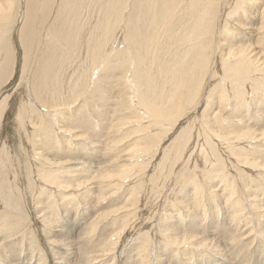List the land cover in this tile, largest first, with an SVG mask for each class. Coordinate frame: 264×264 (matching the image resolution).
<instances>
[{"label":"bare ground","instance_id":"bare-ground-1","mask_svg":"<svg viewBox=\"0 0 264 264\" xmlns=\"http://www.w3.org/2000/svg\"><path fill=\"white\" fill-rule=\"evenodd\" d=\"M15 28L18 29L17 32ZM15 41L18 43L19 52H22L23 55L20 59L23 72L21 81L24 82L22 87L25 96V101L18 106V114L15 117L17 122L23 119L24 114H26L25 110L30 108L39 112L37 115L40 116V119L49 113L62 117L63 108L59 107V104L51 102L62 100L63 92L68 94L67 97L64 96V100L69 102L66 107L67 112L72 111L73 113V104L77 101L72 100L76 92L74 88L80 86L87 85L88 93L95 94V96L98 91H101L104 96L100 97L98 103L105 104L108 100L105 96L109 94L119 105L120 94H118V90L117 93L114 91L115 95L111 91L114 90V85L117 86L120 82L129 98L128 103L131 111L129 109L130 113L128 114L134 112L140 118L134 122H141L138 127L136 126L138 130L136 129V132L134 130L132 134L138 133L139 135L141 132L154 134H146L141 137L138 142H141L142 149L136 150L137 152L134 154L132 151L127 152L129 149L120 153L119 156L117 154L116 160L111 164L121 163L118 170L101 175L100 183L93 176L91 181L94 180V183H98L99 186L93 188H98L95 192H101L104 189L106 191L100 196L101 199L104 198L103 201L108 200L121 189H125V192L127 191L131 197L134 196L137 199L140 191L145 194L147 182L152 183V192H154L150 197L159 198L161 195V192L157 195L159 191L167 189V187L169 190V186L172 184L168 180V177H171L169 172L166 173L168 176L162 174L163 162L186 159L189 153L193 157L197 152L199 153L198 150L201 153L199 156L208 157L202 160L205 165L212 160L223 163L225 160L219 152L220 146L223 147V145L217 144L216 139H221L228 143L227 145L233 142L231 146H236L235 148L238 149L227 150L223 147L222 152L228 159H234L236 166L234 162L233 165L235 167L242 164L243 167L240 168L243 169V172L246 168L247 171L245 172L250 176L251 174L253 176V171L255 172L262 165L260 163H263L254 158H247V154L243 152L245 149L242 150L239 145H244V142L251 141L253 143L256 141L258 145L255 148L260 149L264 155V129L248 126V121L245 119V113L250 110L253 99L257 103L259 99L264 100V0H0V86L9 73L11 76V71L14 69L13 64H16ZM4 55H6L5 58ZM82 55L83 57H81ZM74 63L78 65V68L74 74L75 81H72L70 86L59 77V74L60 69L73 70ZM9 69L11 71L8 73ZM87 69L93 70L89 76ZM216 69H220L224 75L226 74L224 82H230L231 93L227 95L226 89L221 88L220 100L211 104L210 102L218 94H216V89V95L214 92L208 93L207 88L216 74ZM96 71L102 79L98 80L97 77L96 80H93ZM162 71H164L165 76L160 79ZM164 73L162 72V74ZM87 78L89 79L88 84H86ZM103 85L104 89L102 88ZM91 88L94 89L90 91ZM5 89L0 87V95ZM248 93L252 95L251 100L248 98ZM231 94L234 97H231ZM14 97L13 103L16 102ZM10 98L11 95L0 100V124L4 118V112L10 107ZM231 98L236 103L235 107L232 108L233 113L230 112L228 116L223 115L222 112L224 110L227 112V108L231 105ZM246 102L248 110L245 107ZM215 104L219 108L217 111L214 108ZM105 105L108 103L106 102ZM121 106L119 107L121 108ZM42 109H45L44 113ZM201 110L202 113H200ZM102 111L107 116L113 113L104 108ZM131 115L126 118L121 116V118L125 119L126 122L131 119ZM29 116L32 117L33 115L30 114ZM185 118H187L186 123L192 127L195 123L200 126L195 127L197 133L193 135L192 143V137L188 131L179 129L180 121ZM257 118L259 119V117ZM42 120L40 121L42 122ZM54 120L59 128L57 131L60 132L56 131L58 139L61 138L62 134L74 137L73 130L69 126L60 125L61 120L59 121L58 118ZM211 120H215L214 123L223 129L218 131L212 126ZM224 120L228 121L226 125L223 124ZM30 122L34 126V131L41 126L33 124V120ZM35 123L37 122L35 121ZM130 124H133V121L130 120ZM120 125L118 124V126ZM116 132L114 131V134ZM168 133L171 136H167ZM26 135L28 139L34 137L28 133ZM76 137L77 141L78 139H85L79 134ZM167 138L169 139L167 140ZM60 140L62 142V138ZM84 141L88 140L85 139ZM170 141H172L171 144L164 147V143ZM58 143L60 142L58 141ZM90 143L95 144L97 149H100L99 147L104 148L99 139L90 140ZM107 146L106 148H108ZM155 147L157 148L154 150ZM160 150L161 152L158 153ZM103 151H97L100 152L98 154L99 160L105 156ZM42 153L33 154L35 156L40 155L38 157L44 162V165L53 167L56 162ZM35 158L34 160H36ZM71 162L67 161L66 163L87 165L89 170L102 166V164L98 165L96 161H94L96 164L89 163V165L78 160ZM183 162L184 165L190 163L189 158ZM27 164H29V172H34L35 168L42 166L39 163L38 166L37 163L29 162ZM237 175L234 176L233 183L238 182V179L242 177ZM38 176L40 177V175ZM2 177L3 174L0 172V191L4 187ZM41 179H44V185H42L44 187L40 188L48 192L55 189L60 192L76 189H72L71 185L67 186L68 184L61 183L55 176L44 174ZM163 181L166 186L160 188ZM130 182L131 184L135 182V185L127 186V183ZM77 186L80 188L79 182ZM131 187L133 188L130 190ZM233 188L234 186H232ZM240 189L241 185L235 186L233 192L230 191L231 195L227 201H232L231 196L239 194ZM107 192H109V198L104 196ZM165 196L160 199L161 207L167 203V200L163 199ZM233 198L243 201L242 198ZM235 205L237 210L241 206L240 202L233 205L231 213L233 212L234 216L232 221L237 226L241 227L245 224L247 227L248 221L242 220L244 213L235 214ZM89 209L92 213L94 207ZM88 216L89 218L81 219L79 222L81 225L84 224V231H86L87 237H90L91 231H94L99 223L106 219L108 213L102 212L96 217L90 216L88 213ZM134 216L137 218L139 212ZM91 218L93 220L89 222ZM125 218L123 217V219ZM125 220L127 222V219ZM80 223L77 225L72 219L69 221L72 226L70 227L71 233H73V229H78L81 226ZM135 232L139 233L140 231ZM145 235L147 236V243L142 252L147 254L143 255L146 258L152 255L150 247L158 245L160 242H166L170 244L165 243L166 245L173 246L177 250H185V248L190 247L189 249L192 248L196 252L202 249L215 251L216 246L217 248L225 247V243L205 240L200 238L196 232L184 233L183 235L176 233L173 226L169 230ZM244 235L234 239L249 238L246 235L243 238ZM90 253L87 251L84 253L86 257L88 256V264H105L106 258L111 255L103 252L95 256L94 259Z\"/></svg>","mask_w":264,"mask_h":264},{"label":"rangeland","instance_id":"rangeland-1","mask_svg":"<svg viewBox=\"0 0 264 264\" xmlns=\"http://www.w3.org/2000/svg\"><path fill=\"white\" fill-rule=\"evenodd\" d=\"M17 30L15 28L16 32ZM14 45L17 52H19L17 41H15ZM17 52L16 55L18 57L16 56V58L18 60L16 59V64H13V71L10 69L8 71V73L11 71V76L10 73H7L8 76L6 74L7 77L1 85L2 88L6 89L0 95V100L5 96L11 95L9 99L10 107L4 112V118L0 124V172L3 174L2 180L4 185L0 191V264H88V256H85V251L91 252L90 254L94 259L100 253H110L111 255L106 258L105 264H264V155L260 149L258 151L255 148L258 145L256 141H253V143L251 141L246 142L247 144L244 142V145H239L242 150L243 148L245 149L243 152L247 154V158L250 157L256 161L263 162L260 163L262 165L255 172L253 171V176L245 172L247 171L246 168L243 172V169L240 168L243 167L242 164L235 167L236 162H234V159L230 160L223 154V147L227 150L236 147L231 146L233 142L227 145L228 143H225L221 139V141L216 139L215 142L217 144L223 145V147L220 146L219 152L225 160V163H218V161L212 160L205 165L202 160L208 157L199 156L201 155L200 150L193 157L189 153L186 159L183 158L179 161L168 160L169 162L164 161L161 170L162 174L165 175L169 172V176L171 177H168V180L172 184L169 186V190L167 187V189H161L162 191H159L157 194L159 195L161 192L159 198L150 197L154 192H152V183L147 182L145 184L146 195L140 191L136 199L134 196L131 197L127 191L125 192V189H121L114 196H111L112 198L108 197L109 192L104 194L105 197L109 198L105 202L103 201L104 198L101 199L100 197L101 193L106 192L105 189L101 190V192H95L98 188L93 189L99 187L98 183L102 179L101 175L113 173L118 170V166L121 163L111 164L116 160L117 154L119 156L120 153H124L123 151L128 149L127 152L132 151L134 154L137 152L136 150L142 149L140 146L141 142H138V140L146 134H154L149 132H141L139 135L138 133L132 134L134 130L135 132L138 130L136 126L138 127L141 123L134 122L140 119L134 112L133 114L131 113L132 115L130 114L131 119L126 122L125 119H122L130 116L128 113H130L131 108H129V98L126 90L121 86L120 82V85L116 83L120 87L118 86V88L114 85V90L111 91L115 95V92L118 90L117 92L120 94L119 105L116 104L115 99L113 100L108 93L105 96V98H108V100L106 98L108 105H105L106 102L105 104L102 102L98 103L100 97L102 95L104 96V94L101 91L97 92V95L101 96L90 94L88 93L89 89L86 85L74 88L76 92L72 100L77 101L73 104V113L72 111L67 112L66 107L69 102L64 100V96L67 97L68 94L63 92L62 95L64 96L61 97L62 100H59V102H51L53 104H59V107L63 108L64 113L62 111V117H59V115L56 116L54 113H49L51 116L47 114L42 120L37 115L39 112L30 108L26 109L27 111L25 110L26 114L24 116L26 117L24 118L23 116V119L17 122V118L15 117L18 114V106L22 105V102L25 101L24 89L22 87L24 82L21 81L23 76L21 68L22 62L20 60L23 55L22 52H19V54ZM77 68L78 65L74 63L73 70L60 69L59 77L71 86V82L75 81L74 74L77 72ZM157 71L158 68L156 69V74ZM162 72L164 73V71ZM162 72L160 79L165 76V73L162 74ZM91 73H93V70L89 69L87 75L89 76ZM95 73L96 75L93 76V80H96L97 77L98 80L102 79L97 74V71ZM225 76L226 74L224 75V72L216 69V74L211 84H209L207 92H214L215 94L216 89V94L219 97L215 94L216 96L213 99L214 101L212 100L210 102L211 104L220 100L219 92L221 88H225L227 95H230L231 84L230 82H224ZM88 83L89 79L87 78L86 84ZM102 88L104 89V85ZM93 89L91 88L90 91ZM118 94L116 95L119 97ZM248 95V98L251 100L252 95L249 93ZM13 96H15V103H13ZM231 97L234 96L232 95ZM124 103H127V105H124ZM230 104L229 108H227L228 113L224 110L222 112L223 115L226 114L228 116L232 112V108L235 107L236 103L233 98H231ZM245 104L248 110L247 102ZM100 105L105 106L101 107ZM214 106L215 111H217L219 109L218 105L215 104ZM103 108L109 109L113 113L108 116L104 115ZM263 108L264 100L259 99L257 103L253 99L249 110L250 112L247 111L245 113L248 126L264 129ZM42 110L44 113L45 109ZM200 113H202V110ZM257 113L258 115H256ZM30 114L33 116H29ZM132 116L136 118H132ZM56 118L59 121L61 120L60 125H67L73 130L72 133L75 140L63 134V136L60 134L62 142L60 140L61 138L58 139L56 131L59 128L54 120ZM31 120L34 121L33 124L41 125L36 131L33 130L34 126L30 124ZM130 120L133 121V124H130ZM186 120L187 118L180 121L181 125L179 129L188 131L190 137H192V143L194 139L193 135L197 133L195 127L200 126H197L195 123L192 127L189 123H186ZM226 121L224 120L223 124L226 125L228 123ZM214 122L215 120H211L212 126L217 128L218 131L223 129ZM48 129L50 130L48 131ZM117 129L119 130L117 131ZM114 131L117 132L114 134ZM27 133L34 137L32 136V139H28ZM77 134L82 135L88 141H84L85 139H78L77 141ZM166 135L169 136L170 134L168 133ZM126 136L128 137L127 139ZM216 138L218 137L216 136ZM97 139L102 141L104 148L99 147L100 149H97L95 144L90 143V140L94 141ZM171 142L164 143V147L169 146ZM41 151L46 154V157L56 162L53 167L44 165V162L38 157L40 155H34L37 152L42 153ZM97 151H103L102 153L105 156L102 160H99L100 157L98 154L100 152ZM160 152L161 150L158 153ZM33 156L34 158L37 157L35 158L36 160H34ZM188 158L190 163H185L184 165L183 161H187ZM75 160L81 161V163H88V165L89 163H97L98 165L102 164V166L89 170L87 165L66 163L67 161L71 162ZM29 162L37 163V166L39 163L42 166L35 168L33 170L34 172H29V164H27ZM182 165L184 166L182 167ZM194 167L196 168L193 171ZM44 174L47 176H55L61 183L68 184L67 186L71 185L72 189H76H71L72 191L69 192H60L55 189L52 192H48L42 189L44 187L42 186L44 185V179L41 178ZM237 174L242 177L238 179V182L233 183L234 176H238ZM35 175H40V177H36ZM93 176L98 182L97 184L94 183V180L91 181L94 178ZM78 182L80 188L77 186ZM163 183H161L162 186L160 185V188L166 186ZM236 184L241 185V189L239 190V194L231 196L233 200L229 202L227 199L230 197L233 189H235V186L237 187ZM128 185L129 187L133 186L135 182L132 184L131 182L127 183ZM232 186H234L233 189ZM94 192L98 194L96 195ZM164 196L165 198L163 199L165 201L167 200V203L161 207L160 199ZM233 197L242 198L243 201L241 202L240 199H234ZM234 202H240L241 206L239 210L236 208L237 204L235 205L237 211H235V214L239 215L244 213L242 220L248 221L247 227H245V224L241 227L237 226L232 221L234 214L231 211H233L232 207L235 204ZM91 207H94L92 213L96 211L97 214H92L89 211ZM98 207L99 209H97ZM102 212L108 213L109 217L106 216V219L99 223L94 231H91L90 237H87L86 231H84V224L81 225L79 220L89 218L88 213L90 216L96 217ZM137 212H139V216L135 218L134 214ZM123 217H126L127 222ZM71 219L77 225H79L78 223L81 225L78 229H73V233L70 230L72 226L69 224ZM92 220L93 218L89 222ZM125 224L127 226H124ZM140 226L141 229L139 230ZM171 226L176 229V233L181 235L196 232L200 238L205 240L221 244L225 243V247L222 246L219 247L222 249H219L216 246L215 251L213 249H202L196 252L187 246L185 250H177L173 246L169 247L168 245L170 244L166 242H160V244L150 247V250H152L151 257H144L143 255L146 253L144 254L142 249L147 243V236L145 234H154L161 230H169ZM135 231L140 232L136 233ZM243 232L246 236H249L248 239H234L235 237L240 238L241 235H244ZM245 235L243 238L246 237ZM116 245L118 246L117 248ZM113 248L115 250H112Z\"/></svg>","mask_w":264,"mask_h":264}]
</instances>
